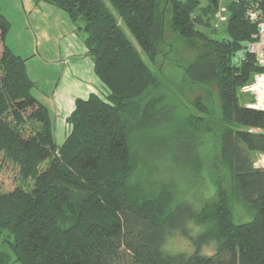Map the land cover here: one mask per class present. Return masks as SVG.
<instances>
[{
    "label": "trees",
    "instance_id": "obj_1",
    "mask_svg": "<svg viewBox=\"0 0 264 264\" xmlns=\"http://www.w3.org/2000/svg\"><path fill=\"white\" fill-rule=\"evenodd\" d=\"M34 1L81 23L98 87L76 98L57 143L47 106L32 94L26 58L4 43L9 22L0 4V172L2 163L16 170L14 188L0 191V236L5 233L8 247L0 250V264H264V167L253 161L255 153L264 154V110L247 107L253 99L240 104L238 96L264 67L248 47L235 57L256 31L246 16L249 2L227 3V36L218 39L212 20L219 0ZM169 36L193 54L183 79L203 90L191 100V118L200 124L198 115L212 112L206 95L217 101L216 158L228 182L218 183L214 199L199 209L187 200L172 202L165 188L145 194L131 181L130 108L157 86L144 58L153 65L162 60L173 46ZM172 118V108L153 97L136 126L158 129ZM196 137L154 136L180 169L200 177ZM233 199L253 211L248 220H234ZM188 222L203 230L191 235ZM174 231L190 240L192 253L163 249ZM210 240L215 250L201 253Z\"/></svg>",
    "mask_w": 264,
    "mask_h": 264
},
{
    "label": "rangeland",
    "instance_id": "obj_2",
    "mask_svg": "<svg viewBox=\"0 0 264 264\" xmlns=\"http://www.w3.org/2000/svg\"><path fill=\"white\" fill-rule=\"evenodd\" d=\"M33 6H29L27 2L20 0H11V6L14 11L10 10L4 15L9 22V29L6 34V45L15 50L16 53L26 58L25 62H33L36 64V70L31 68L26 71L34 82L32 94L47 106L50 118H52V110L55 106L51 102L50 90L46 78L47 71H59L61 64L66 65L70 75L78 77L76 74L80 72L79 66L86 60L92 61L91 56L87 53L84 43L85 32L81 27V23L72 22L67 13L55 5L49 7H41L45 2H35L31 0ZM200 5L204 4V0H199ZM221 7L227 5L229 0H219ZM36 6L35 9H30ZM112 13L115 12L111 9ZM15 13H21L28 24L25 25L20 17ZM24 13V14H23ZM226 17V12H225ZM212 23L218 31L213 33V37L220 39L226 37L225 21H215ZM122 28L126 31L125 27ZM202 30L204 28L200 27ZM209 31V30H208ZM169 36L168 40L173 46H166L170 52L158 60L156 65L149 63L146 58L145 62L155 71L158 82L154 89H151L138 105L134 104L130 108V131L128 133V145L132 158L131 181L141 188V192L148 195H156L165 188L171 194L172 202L181 200L189 201L195 209H199L204 203L214 199L215 188L218 183L228 182L226 169L223 168L216 158L218 144H216L217 135L219 133L218 124L214 121L217 116V101L215 95H206L208 105L212 112L208 116L198 115L204 120L197 123L191 115L195 113L191 100L203 90L194 84H189L183 79V66L193 58V54H189L180 41L173 40ZM245 49L237 52L236 58H240L247 49L248 44H244ZM2 44L0 42V52ZM86 51V55H84ZM89 62V61H88ZM93 63V62H92ZM81 73V72H80ZM82 74V73H81ZM85 81L91 79L86 74H82ZM51 79L55 81L59 79V75H51ZM51 80V81H52ZM97 80V79H96ZM98 81L96 88L98 87ZM240 104L251 101V95L238 92ZM153 97H158L162 103L168 104L173 111L172 120L165 126L158 129H139L136 126V119L140 113V109L144 103ZM73 110V109H72ZM70 111V113L72 112ZM61 121L62 129L58 131L67 132V117ZM212 113V114H211ZM172 132H181L184 134H195L198 140L200 160L203 169L200 177H193L188 172L178 167L172 153L163 147L157 148V140L154 136L167 135ZM62 140H59V144ZM1 160V156H0ZM255 167H264V154L255 153L253 155ZM0 172V191H9L16 184V170L2 163ZM233 217L235 221L248 220L253 211L245 206L240 200L233 199L231 202ZM191 235H195L203 230V226L195 225L192 222L187 223ZM4 235L0 236V250L7 251L8 247L4 241ZM163 249L169 253H192L195 250L190 240L177 232H171L166 235ZM215 250V242L207 241L199 251L203 254H211ZM10 264H16L11 260Z\"/></svg>",
    "mask_w": 264,
    "mask_h": 264
},
{
    "label": "crops",
    "instance_id": "obj_3",
    "mask_svg": "<svg viewBox=\"0 0 264 264\" xmlns=\"http://www.w3.org/2000/svg\"><path fill=\"white\" fill-rule=\"evenodd\" d=\"M10 1L11 0H0L1 11L3 14H5L10 10L14 11V7L11 6ZM20 1H22V4L23 2H27L29 6H33L31 0H20ZM41 5H42L41 7L46 8L49 7L51 4L43 3ZM30 9L36 10V6ZM16 14L20 17V20H22L23 24L25 25L28 24L26 22L28 21V18H25L21 13H15V15ZM5 38H4V43L6 44ZM84 53H85L84 55H86V51H84ZM84 60L86 61H84L81 66H79V70L82 74H86L88 78L91 79L89 82L85 81L86 79H84L83 75L78 71H76L77 72L76 75L78 77L70 75L66 68V65L64 64H61V68L58 72L52 70L46 72V78L48 83V89L50 90L51 102L55 106V111L52 110L53 115L51 118V125H52V132L57 143H59L60 139L63 141L65 138L66 133L64 134L61 131H58V128L62 129L63 126L60 123L61 121H64V117H66V115H68L70 111L74 108V102L76 98H86L90 93L96 90L95 87L98 80H96L97 77L95 76L93 71V63L91 60L87 58H85ZM26 67L28 68L27 69L28 72L32 70L31 68H34L36 70V64L33 62H27ZM52 74L59 75V79L53 81L51 79Z\"/></svg>",
    "mask_w": 264,
    "mask_h": 264
},
{
    "label": "built area",
    "instance_id": "obj_4",
    "mask_svg": "<svg viewBox=\"0 0 264 264\" xmlns=\"http://www.w3.org/2000/svg\"><path fill=\"white\" fill-rule=\"evenodd\" d=\"M233 1V0H229ZM248 1L246 11L247 18L255 24L256 31L252 35V42L248 45V51L254 54L257 64L264 67V0H234ZM218 5L214 13L215 21H225L226 6ZM241 93L250 94L252 101L246 106L254 109L264 110V73L255 74L253 81L240 89Z\"/></svg>",
    "mask_w": 264,
    "mask_h": 264
}]
</instances>
